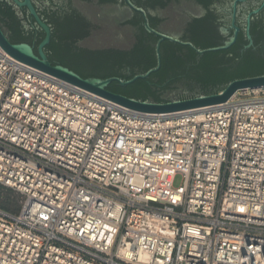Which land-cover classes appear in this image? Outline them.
<instances>
[{"label": "built area", "instance_id": "2783aa9c", "mask_svg": "<svg viewBox=\"0 0 264 264\" xmlns=\"http://www.w3.org/2000/svg\"><path fill=\"white\" fill-rule=\"evenodd\" d=\"M0 189V264H264V88L145 113L0 48Z\"/></svg>", "mask_w": 264, "mask_h": 264}, {"label": "water", "instance_id": "95a60500", "mask_svg": "<svg viewBox=\"0 0 264 264\" xmlns=\"http://www.w3.org/2000/svg\"><path fill=\"white\" fill-rule=\"evenodd\" d=\"M125 1L128 3V0ZM239 1L241 0H235L236 3ZM11 2L17 8H25L27 10L28 14L33 19L37 28L43 33V39L41 40V35H37L36 32L31 31L26 26V17H21V24L25 27L24 32L21 36L24 38V41L23 43L17 44L11 43L7 38V36L9 37V35L12 34V30L9 26L10 22L5 16H1L0 48L2 50H4L10 57L21 63H24L53 77H56L73 86L93 93L99 97L105 98L125 108L145 113L169 114L224 103L239 90L264 88V75H262L253 78L235 80L227 84L225 88H223L220 92L216 94L209 96H199L186 100H180L179 98V96L184 91L189 89L188 85L184 82L177 83L165 90L153 91L156 95H159L162 98H169L172 100L171 102L167 103L139 101L120 94L110 92L109 90H107V88L113 82L117 83L121 87H126L132 85L138 80H145L151 74L157 72L161 67L160 45L164 41H169L171 43L189 47L198 56H202L206 53H215L227 50L230 46H232L235 39H231L219 47L199 50L191 44L182 43L177 39L154 31L148 25L144 12L141 9L133 8L135 12L142 15L144 21V30L147 33L152 34L156 38H158V42L155 48L156 67L146 71L144 74L135 75L127 81H123L116 77H111L107 79L82 78L77 73L64 66H61L59 64H52L48 60L44 51V49L49 45L52 35L53 12H55L58 7H67L68 0H43L41 2H35V5L37 6L42 18L46 21H44L39 16L30 0H11ZM128 5L132 8L129 3ZM72 6L75 7L79 11V13L83 14L95 25L94 27L90 28L85 35L75 37V39L69 41L74 52L86 56L112 51L125 52L129 51L132 48L135 41V33L131 28H120L108 25L97 26L98 21L94 16L93 12L91 11V7L82 3L79 0H73ZM188 8V5L182 4L167 9L165 11L166 20L161 23L162 29L168 31L174 29L178 25V23H180L182 11ZM247 38L248 40H250L248 28ZM50 56L53 58V54L50 53Z\"/></svg>", "mask_w": 264, "mask_h": 264}, {"label": "flooded vegetation", "instance_id": "af4514ba", "mask_svg": "<svg viewBox=\"0 0 264 264\" xmlns=\"http://www.w3.org/2000/svg\"><path fill=\"white\" fill-rule=\"evenodd\" d=\"M30 1L42 18L35 2L43 0ZM72 1L68 0L66 10L64 7H58V9L72 16V19L80 21L82 19L84 30L94 27L95 25L89 19L72 6ZM79 1L91 7V11L98 21L97 26L128 27L136 33L140 27L144 29L142 15L134 11V9H141L151 29L182 43L191 44L199 50L219 47L229 40L235 39L232 46L221 51V60L218 62V66L229 69L262 68L261 63L264 62V0H241L237 3L235 0H128L132 8L125 0ZM0 3L11 8L20 24L21 17H26V26L37 35H41V40L43 39V33L37 28L25 8H17L11 0H0ZM182 4L188 5L189 8L182 11L180 23L172 30H163L161 23L166 20L165 11ZM21 27L24 30V25L21 24ZM247 28L250 40L247 38ZM150 35L152 36L150 44L155 52L158 38ZM136 44H138L137 40L134 41L132 47ZM178 47L181 48L180 58L186 63V55L190 48L169 41L161 43L160 56L165 53L167 57H171ZM44 51L52 64H59L58 61L52 59L47 47ZM202 56L197 55L194 62L188 63L186 71L198 66Z\"/></svg>", "mask_w": 264, "mask_h": 264}, {"label": "trees", "instance_id": "16d2710c", "mask_svg": "<svg viewBox=\"0 0 264 264\" xmlns=\"http://www.w3.org/2000/svg\"><path fill=\"white\" fill-rule=\"evenodd\" d=\"M67 7L64 9L66 10ZM1 16H5L10 22L12 34L7 36L8 40L13 44L23 43L24 38L21 36L24 30L11 8L3 3H0V19ZM72 18L60 9L53 12L52 38L47 50L53 54L54 60L58 61L59 65L74 71L82 78L116 77L123 81L130 80L135 75L144 74L156 67L154 48L150 44L152 36L141 27L135 33V40L138 41V44L129 51H112L86 56L74 52L69 41L85 35L88 30L83 29L82 19L80 21ZM221 54V52L206 53L201 57L198 66L186 71L187 64L194 62L197 54L188 49L186 63H184L180 58L181 48L178 47L171 57L162 53L160 69L145 80H138L126 87H121L113 82L107 90L139 101L167 103L172 100L162 98L153 91L165 90L177 83L184 82L189 89L184 91L179 98L186 100L216 94L235 80L264 75V62L261 63L262 68H221L218 66ZM0 208L8 210L1 206Z\"/></svg>", "mask_w": 264, "mask_h": 264}, {"label": "rangeland", "instance_id": "374dc122", "mask_svg": "<svg viewBox=\"0 0 264 264\" xmlns=\"http://www.w3.org/2000/svg\"><path fill=\"white\" fill-rule=\"evenodd\" d=\"M183 185V177L177 175L172 183L174 189L181 187ZM19 197L11 193L8 190L0 189V206L4 207L12 212H17L19 210L18 205Z\"/></svg>", "mask_w": 264, "mask_h": 264}, {"label": "bare ground", "instance_id": "6f19581e", "mask_svg": "<svg viewBox=\"0 0 264 264\" xmlns=\"http://www.w3.org/2000/svg\"><path fill=\"white\" fill-rule=\"evenodd\" d=\"M121 252L123 254H127V252L124 251V250H121ZM140 260L146 263L147 262V256L145 254H143V253H140Z\"/></svg>", "mask_w": 264, "mask_h": 264}]
</instances>
